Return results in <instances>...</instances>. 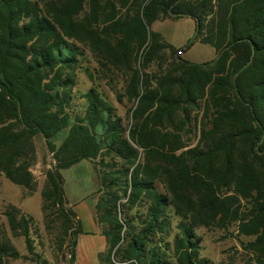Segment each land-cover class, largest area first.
Masks as SVG:
<instances>
[{
	"label": "trees",
	"instance_id": "trees-1",
	"mask_svg": "<svg viewBox=\"0 0 264 264\" xmlns=\"http://www.w3.org/2000/svg\"><path fill=\"white\" fill-rule=\"evenodd\" d=\"M185 16L194 36L183 48L151 28ZM193 42L215 58L183 59ZM37 136L53 161L43 224L68 264L83 226L62 171L82 160L97 179L100 264H208L196 229L232 225L250 262L264 264V0H0V176L29 193ZM3 213L40 258L32 218L13 205ZM9 257L22 255L0 228V264Z\"/></svg>",
	"mask_w": 264,
	"mask_h": 264
},
{
	"label": "rangeland",
	"instance_id": "rangeland-1",
	"mask_svg": "<svg viewBox=\"0 0 264 264\" xmlns=\"http://www.w3.org/2000/svg\"><path fill=\"white\" fill-rule=\"evenodd\" d=\"M151 28L159 31L165 40L177 48L185 47L194 36V22L187 16L173 20L155 21ZM86 53L88 59L84 62V67H88L90 72L95 74L96 60L88 48H86ZM180 56L190 62L202 63L214 59L216 52L209 44L193 42L183 52H180ZM77 73L76 89L84 92L92 85V81L84 68L78 69ZM96 82L101 84V87L108 93L109 98L117 106L119 112L123 113L124 108L117 102L115 90L111 88L112 86L107 85V81L104 79H97ZM121 85V81L116 83L118 88ZM76 102L80 103L81 99L77 98ZM35 144L36 159L30 167L36 182L34 191L29 193L23 187L10 182L3 175L0 176V228H3L12 244L22 255L19 258H6L5 264H41L40 262L43 260L47 261V264H68L69 251L66 243L60 249L58 242L45 229L43 224L40 189L44 181L45 171L53 161L51 154L45 149L43 140L40 137H35ZM62 175L64 178V189L70 203L77 204L81 200L86 205H88L87 203L91 204L93 208L97 198V195L94 194L97 179L91 162L82 160L64 169ZM10 205L18 208L20 214L32 218L30 235L33 240L34 252H38L41 255L40 258L28 252L22 235L13 233L10 230L7 218L3 213L9 209ZM81 219H83V215ZM196 232L201 237L200 254L208 260V264H252L250 262L251 253L242 248L234 237L236 232L235 225L230 226L228 231L217 227H198ZM81 240L83 238H80L79 242Z\"/></svg>",
	"mask_w": 264,
	"mask_h": 264
},
{
	"label": "crops",
	"instance_id": "crops-1",
	"mask_svg": "<svg viewBox=\"0 0 264 264\" xmlns=\"http://www.w3.org/2000/svg\"><path fill=\"white\" fill-rule=\"evenodd\" d=\"M87 204L81 200L77 204H73L80 219L83 215V219H81L83 233L78 236L73 264H100L97 255L105 249L106 245L104 236L99 232V228L94 219L91 204ZM80 238H83L81 242H79Z\"/></svg>",
	"mask_w": 264,
	"mask_h": 264
}]
</instances>
